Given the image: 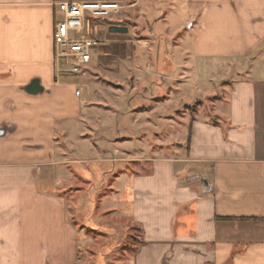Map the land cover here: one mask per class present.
Instances as JSON below:
<instances>
[{"label": "crops", "instance_id": "1", "mask_svg": "<svg viewBox=\"0 0 264 264\" xmlns=\"http://www.w3.org/2000/svg\"><path fill=\"white\" fill-rule=\"evenodd\" d=\"M59 1L0 0V264H264V0H184L194 56L222 58L204 64L223 77L183 114L171 102L189 79L174 75V51L150 63L161 47L129 35L134 17L96 24V61L71 78L55 56ZM146 72L170 93L146 87ZM34 80L42 94L26 91ZM177 117L187 136L171 146L160 133ZM85 198L110 226L81 220ZM112 238L120 247L102 256Z\"/></svg>", "mask_w": 264, "mask_h": 264}, {"label": "rangeland", "instance_id": "2", "mask_svg": "<svg viewBox=\"0 0 264 264\" xmlns=\"http://www.w3.org/2000/svg\"><path fill=\"white\" fill-rule=\"evenodd\" d=\"M123 15H127L129 17H134L136 25L138 26L135 29L133 26L130 27L129 35L132 36L135 32L143 33V36H149L150 40H154V36L157 37V42L159 47H161V51L158 57L154 58L151 62L152 65L156 68V65H163L166 63L165 57L168 56V53L174 51V56H171V59L175 62V72L174 75L178 79L188 78L189 81L184 83H176L175 90L176 96L172 99V104L174 105L175 110L181 109V114H183L184 110H189L191 113L198 111L200 109L198 101L201 98L213 97L215 94L220 92V86L217 85L220 79L223 77V71H219L218 67L214 64H204L207 61L211 62H222L223 59H215V58H203L200 56H194L193 48H194V38L191 36L187 25L183 22L184 18L189 15V12H186V8L184 5V0H143L137 7L129 8L127 10H122L121 14L116 18V20H120ZM154 20V21H153ZM93 28H95L96 24L104 25L106 23H111L112 21H99L97 19L92 18L91 20ZM149 24V27L145 29V27ZM100 27V26H98ZM181 27V28H180ZM145 29V30H144ZM109 32V28L107 26H102L99 29V33ZM81 35H89L90 37L101 39L100 36L93 34L92 36L88 34L86 30ZM80 34H73L74 37L81 36ZM103 45V44H102ZM157 49V48H156ZM92 50L93 60L96 61V54ZM156 60V62H154ZM218 60V61H216ZM158 61V63H157ZM66 64V63H65ZM70 67L69 64H66ZM154 68V70H155ZM146 71V70H145ZM158 71V70H156ZM156 73V72H155ZM89 76V75H88ZM71 78H80L82 80H86L87 76H82L79 74L70 75ZM145 78V86L148 87V84L154 87V92L166 91L167 94L170 93L168 82L164 83L161 79L144 73ZM151 93V92H150ZM215 99H209L205 102V106L210 107L211 103L214 102ZM182 104H191L189 106L181 107ZM202 106L204 103L202 102ZM173 107V106H171ZM178 116V115H177ZM176 128L173 130L172 128L166 129L162 133H160V138H165V141L168 144L173 145V141H178L184 143L187 136V128H183V125L178 121ZM115 126L120 125V130L126 125V123L121 121V119H117L114 117L113 119ZM151 135V134H150ZM153 144V143H152ZM147 144L145 143V146ZM133 146V149L141 148L139 144ZM144 149V148H143ZM173 150V148H170ZM144 151H147L145 148ZM139 152V151H138ZM165 152H169L168 149ZM174 153V152H173ZM108 171V170H106ZM102 172L92 175L93 184L99 183L98 177ZM200 181H194L192 186L200 185ZM103 192V191H101ZM93 200H95L93 198ZM97 202V200H96ZM95 205L91 202L90 198H85V200H81V220L88 221L91 226L98 227V224L103 226H110V221L108 218L99 217V215H95ZM72 213V212H71ZM73 215V213L71 214ZM112 218H116L115 216ZM117 219V218H116ZM97 225V226H96ZM112 226V225H111ZM120 226V224H118ZM113 233L114 237L117 235L116 240H121L123 237V229L118 230L114 227ZM129 239L126 241V248L129 250L135 249L139 243L141 242V234L137 229L130 230L128 233ZM231 236L235 237V224L234 231ZM109 238V237H108ZM140 239V240H139ZM103 244V242H100ZM120 245L116 244L115 241H112L105 247L101 248V255H109L112 249L119 248ZM95 252V251H93Z\"/></svg>", "mask_w": 264, "mask_h": 264}, {"label": "built area", "instance_id": "3", "mask_svg": "<svg viewBox=\"0 0 264 264\" xmlns=\"http://www.w3.org/2000/svg\"><path fill=\"white\" fill-rule=\"evenodd\" d=\"M63 19L56 24L54 32L55 56L70 65L74 74L88 76V66L92 61V50L99 48L100 39L81 35L86 30L91 36L96 34L92 18L99 21H115L124 7L116 0H63L57 4ZM73 34H80L74 37ZM77 91V95H80Z\"/></svg>", "mask_w": 264, "mask_h": 264}, {"label": "water", "instance_id": "4", "mask_svg": "<svg viewBox=\"0 0 264 264\" xmlns=\"http://www.w3.org/2000/svg\"><path fill=\"white\" fill-rule=\"evenodd\" d=\"M109 32L112 34H127L128 28L124 26H111ZM26 91L32 95H39L44 92V88L42 87L39 80H34L29 86L26 87ZM6 128H0V136L5 135Z\"/></svg>", "mask_w": 264, "mask_h": 264}]
</instances>
